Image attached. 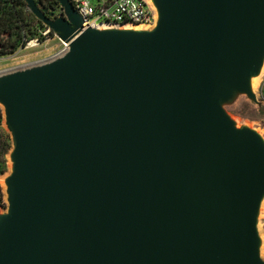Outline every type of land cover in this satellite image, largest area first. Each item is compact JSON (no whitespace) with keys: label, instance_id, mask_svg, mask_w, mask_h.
<instances>
[{"label":"water","instance_id":"1","mask_svg":"<svg viewBox=\"0 0 264 264\" xmlns=\"http://www.w3.org/2000/svg\"><path fill=\"white\" fill-rule=\"evenodd\" d=\"M64 56L0 77V264H264V141L220 107L264 59V0H156L149 32L24 0Z\"/></svg>","mask_w":264,"mask_h":264},{"label":"rangeland","instance_id":"2","mask_svg":"<svg viewBox=\"0 0 264 264\" xmlns=\"http://www.w3.org/2000/svg\"><path fill=\"white\" fill-rule=\"evenodd\" d=\"M94 1L96 2V0ZM44 31V29H39L34 38L14 54L0 57V77L44 66L55 60L53 57L64 46L55 36L44 35ZM248 80H253V89H250V93L231 87L228 89L220 107L236 129L252 130L264 141V71L259 75H250ZM7 137H9V140ZM5 143H8L11 148L4 157V174L0 175V181L6 174L10 173L9 162L12 150V139L7 125L5 108L0 101V151ZM0 189L3 195V206H0V215H4L8 210L9 203L1 182ZM258 212L256 226L259 225L261 231L263 230L261 259L264 261V208Z\"/></svg>","mask_w":264,"mask_h":264},{"label":"built area","instance_id":"3","mask_svg":"<svg viewBox=\"0 0 264 264\" xmlns=\"http://www.w3.org/2000/svg\"><path fill=\"white\" fill-rule=\"evenodd\" d=\"M84 21V27L99 29L104 26L122 28L127 25L152 26L156 22V11L150 0H71ZM52 31L46 27L44 35ZM53 59H58L69 51V45Z\"/></svg>","mask_w":264,"mask_h":264},{"label":"trees","instance_id":"4","mask_svg":"<svg viewBox=\"0 0 264 264\" xmlns=\"http://www.w3.org/2000/svg\"><path fill=\"white\" fill-rule=\"evenodd\" d=\"M43 7L54 8L61 14L60 6L55 0H36ZM39 29H46L28 9L24 0H0V57L14 54L24 47L37 34ZM54 36L53 32L49 34ZM9 140V137H7ZM5 143L0 151V175L4 174L5 155L10 150ZM3 195L0 189V206H3Z\"/></svg>","mask_w":264,"mask_h":264},{"label":"bare ground","instance_id":"5","mask_svg":"<svg viewBox=\"0 0 264 264\" xmlns=\"http://www.w3.org/2000/svg\"><path fill=\"white\" fill-rule=\"evenodd\" d=\"M150 3L151 5L153 6V8L155 9L156 11V22L152 25V26H142V25H127V26H124L122 28H115V27H112V26H104V27H101L100 28V31H112V30H116V29H119V30H123V31H134V32H149L151 30H154L157 26H158V22H159V12H158V9H157V6H156V0H150ZM35 45V44H34ZM264 71V59L262 61V65L259 69V72H258V75L259 73L261 74L262 72ZM249 86H250V89H253V80H250L249 81ZM12 154H13V151H11V154H10V162H9V165H10V173L12 174L14 172V162L12 160ZM8 158V156H7ZM6 174V176H4L2 179H1V184L3 186V189H4V192H5V196H6V199L9 203V193H8V179L9 177L11 176V174ZM258 211H260L261 209L264 208V194L262 195V198L259 202V207H258ZM259 213V212H258ZM257 228V233H258V240H259V255H260V258H261V243L263 242V235H262V231H261V228L259 225L256 226ZM264 249V247H263ZM263 252V251H262Z\"/></svg>","mask_w":264,"mask_h":264}]
</instances>
